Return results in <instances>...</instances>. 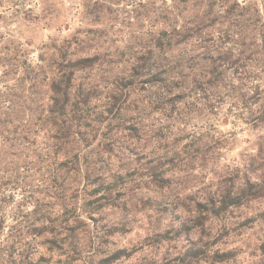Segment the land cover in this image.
Returning a JSON list of instances; mask_svg holds the SVG:
<instances>
[{
  "label": "rangeland",
  "instance_id": "1",
  "mask_svg": "<svg viewBox=\"0 0 264 264\" xmlns=\"http://www.w3.org/2000/svg\"><path fill=\"white\" fill-rule=\"evenodd\" d=\"M0 112L4 264H264V0H0Z\"/></svg>",
  "mask_w": 264,
  "mask_h": 264
},
{
  "label": "trees",
  "instance_id": "2",
  "mask_svg": "<svg viewBox=\"0 0 264 264\" xmlns=\"http://www.w3.org/2000/svg\"><path fill=\"white\" fill-rule=\"evenodd\" d=\"M157 47V46H155ZM232 50H228L227 52H220L218 53V55H226V61H228L229 59H231L232 56ZM217 60L222 61L221 57H218ZM225 60V59H224ZM239 60V57H238ZM219 61V62H220ZM236 61V60H235ZM91 62V59L89 58H78L76 60L73 61H69L70 65H71V73L69 76L66 77V79H61L58 78V81H54L51 80L50 82V93L52 94V96L50 97V105H49V109L51 111H53V109L59 113L58 116L59 117H67V115H70V120L69 122L71 123L70 128H73V135L76 134L75 130L78 129L77 127L78 121L79 119H77V115H76V110H77V106L78 104L81 103V101L79 100V95L72 93V80H73V76H74V72L81 70L85 67H87L89 65V63ZM215 64V63H214ZM214 66V65H213ZM217 68H219L220 66L217 65ZM218 70V69H217ZM8 116L7 113H3L0 112V116ZM82 120V119H81ZM10 122L9 120H7V122L4 121H0V128L4 129L7 125H9ZM236 197H238L237 195L235 197H231L230 193H226L224 195H221V198L216 200V199H211V201H209L208 206H207V210L204 212H196L197 216L196 219L201 223V225H204L205 221L208 220V217H211V215H215L216 213H218L220 210L225 209L227 207H229L230 205L235 204L236 202H234V200L236 199ZM205 215V216H203ZM66 232V237L68 239H70L71 242L67 243V246H71L74 245V240H73V232L71 230H65ZM193 250V254L194 253H199V250H194V249H190ZM123 251H116L113 255H111L108 258H104L102 260H100L101 264L104 263H109L110 261H114L116 259L121 258V253ZM9 253V254H8ZM7 254H5L4 256H2L3 254H0V264H4L7 260L4 259V257H8V255L12 256V255H20V254H14V251H10ZM218 251L214 252V255H217ZM125 257V256H123ZM8 259V258H7ZM220 261V260H218Z\"/></svg>",
  "mask_w": 264,
  "mask_h": 264
}]
</instances>
